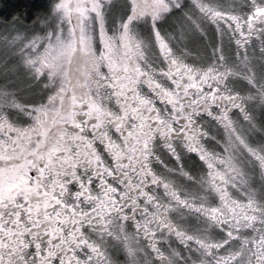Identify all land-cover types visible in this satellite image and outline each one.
Instances as JSON below:
<instances>
[{
  "label": "snow or ice",
  "instance_id": "snow-or-ice-1",
  "mask_svg": "<svg viewBox=\"0 0 264 264\" xmlns=\"http://www.w3.org/2000/svg\"><path fill=\"white\" fill-rule=\"evenodd\" d=\"M111 3L56 0L53 13L58 29L23 43L24 63L36 76L46 73L49 82H59V87L46 104L31 109L34 123L29 127L14 126L0 107V264H116L104 246V236L121 242L131 257L126 264H140L141 237L156 264H178V260L264 264V199H257L237 160V152L246 151L264 175V145H251L231 118V111L239 109L252 123L246 101L258 99L264 104V80L257 84L248 56L252 38H264V0H251L252 10L243 16L218 10L210 0H191L199 17L216 24L218 30H230L242 50L237 64L229 65L219 55L206 67L185 62L171 46L170 34H162L157 26L165 13L181 8L184 0H130L126 19L108 35L105 12ZM190 11L185 16L200 29ZM148 18L162 66L149 62L147 45L133 32L137 21ZM97 26L103 46L98 56ZM16 40L23 42L24 37L17 34ZM81 63L91 65V74L79 75ZM105 63L107 73L101 72ZM73 67L78 73L75 78ZM235 76H242L257 91L247 96L234 91L229 81ZM157 101L163 107H157ZM2 105L24 107L0 90ZM203 113L224 128L227 139L220 152L209 151L203 143L208 135L199 122ZM157 137L177 161V140L199 155L207 172L197 183L218 196L214 206L202 193L186 194L153 169L152 160L159 159L154 152ZM97 142L103 153L97 150ZM33 171L35 175H30ZM179 171L188 176L182 166ZM94 181H99L95 196ZM72 185L78 190L72 191ZM235 187L242 190L240 197L233 194ZM179 208L223 228L224 238L185 230L171 217ZM128 220L135 225L132 233L125 228ZM86 228L100 239H93ZM243 230H250L249 234ZM165 233L185 248L195 247L199 256L185 260L176 249H165L160 244ZM230 241L235 246L225 250Z\"/></svg>",
  "mask_w": 264,
  "mask_h": 264
},
{
  "label": "flooded vegetation",
  "instance_id": "flooded-vegetation-1",
  "mask_svg": "<svg viewBox=\"0 0 264 264\" xmlns=\"http://www.w3.org/2000/svg\"><path fill=\"white\" fill-rule=\"evenodd\" d=\"M224 11L232 12L238 15L249 14L252 10L251 0L246 2L242 1L232 6L230 9L228 7L222 6ZM130 12V9L128 13ZM49 20V17L41 20L45 23ZM209 27H207L202 35L198 39L189 40L187 42L171 44V46L176 51L185 62L190 63L197 67L210 66L213 62L217 60L219 55H223L225 62L229 65L237 64L241 49H238L235 38L232 36L231 31L226 28L217 29L216 24L207 20ZM109 23V22H108ZM105 27L108 31V35L113 33L110 28V24H106ZM137 31L140 32L141 28L137 27ZM136 31V32H137ZM143 32V31H142ZM153 32V31H152ZM45 33L41 34L44 35ZM262 37L254 36L251 42L248 44V56L250 59L251 67L256 75V82L259 84L264 80V52L261 51V41ZM148 47L149 62L153 64L154 67L162 66V57L158 53V49L154 46L153 42L147 41L145 43ZM102 44L99 39V28L97 26L95 32L94 48L96 50V55L100 54L102 49ZM88 71L89 74L93 71L91 65L85 66L83 63L80 64L79 75L83 76L84 72ZM107 64L101 66V72L107 73ZM39 80L37 83L30 82L29 94L22 96L20 92L17 96H20V103L24 106L23 108H18L19 110H14L12 107H5L6 114L9 116L11 122L14 123L16 127H29L33 125L34 121L29 114L31 109L43 103H47L48 97L50 95H55L58 91L59 82L57 85L49 82L47 74H42L37 76ZM67 86V85H66ZM229 87L234 91L239 92L242 96H247L249 93H255L257 88L245 80L242 76L231 77L229 81ZM146 92L147 89L145 88ZM157 107H163L159 101L156 102ZM57 107H59V101H56ZM170 107V106H169ZM246 109L252 117V123L245 120L243 114L239 109H233L231 111V118L241 127V130L246 134L248 142L253 146L264 145V104H261L258 99L246 101ZM35 115V113H33ZM199 122L201 126L207 131L208 135L203 138V143L209 151L220 152L224 149L226 144V133L224 128L218 121L214 119L213 116H209L207 113H203L199 117ZM253 124L255 125L253 127ZM14 135V133H10ZM116 138L115 136L113 137ZM97 150L103 153L102 145L97 142ZM175 147L177 154L180 159L177 161L176 157L168 150L164 145V141L157 137L154 141V152L159 159L152 160V167L158 173L167 176L175 182V184L186 194L199 195L203 194L207 197V201L210 205H215L218 202V196L202 188L197 181L204 175H206L207 167L206 164L200 159L199 155L195 152L188 150L182 141L177 140L175 142ZM237 160L247 174V179L249 181V186L251 189L255 190L257 199H264V175H262L261 170L257 162L244 150H239L237 152ZM183 167L184 172L188 173V176L182 174L179 171L180 167ZM30 175H35V172H31ZM193 177V178H189ZM109 183H112L111 178H109ZM99 181H94L92 185V195H99L97 185ZM115 186V185H114ZM72 191H77L78 188L75 185L71 186ZM235 196L240 197L242 195V190L238 187L232 189ZM171 217L175 223L180 225L185 230L190 233H202L206 232L215 240L223 239L225 236L224 229L216 227L214 225H209L207 219L191 210L179 208L174 209L171 213ZM126 231L132 233L135 231V225L131 220L125 222ZM89 235L93 239H100L98 233L87 229ZM245 235L249 234L250 230H243ZM164 239L160 241V244L165 248H174L180 252L192 251L195 247L185 248L175 237L163 234ZM104 246L110 255V257L117 262L121 255V248L123 245L121 242L115 240L113 237L104 236L103 237ZM238 244V242H236ZM139 246L145 250V254L151 256L155 260L157 258L152 253L151 249L147 246V242L143 237L139 240ZM233 242H229L225 246V250L228 247H234ZM124 248V247H123ZM220 253L225 254L224 251ZM58 264V262H57Z\"/></svg>",
  "mask_w": 264,
  "mask_h": 264
},
{
  "label": "rangeland",
  "instance_id": "rangeland-1",
  "mask_svg": "<svg viewBox=\"0 0 264 264\" xmlns=\"http://www.w3.org/2000/svg\"><path fill=\"white\" fill-rule=\"evenodd\" d=\"M242 1L246 2L247 0H210L211 4L221 11L225 10L222 6L230 9ZM55 2L56 0L50 6L51 14L48 22L42 23L38 27H34V24L29 26L20 21H5L0 18V90H4L11 97H15L18 103L22 100L20 96H17V93L20 92L22 96H26L29 94L30 84L39 81L33 71L24 63L23 43L27 39H31L34 35L46 34L47 32L58 29L59 20L53 13ZM129 4L130 0H113V3L106 6L105 21L106 24L111 25L110 28L113 32L118 29L121 21L126 19L130 9ZM186 11H190L191 15L197 17L200 29L195 28L191 21L187 19L185 16ZM157 26L160 28L162 34L166 36L170 34V43L174 44L175 42L182 43L198 39L210 25L207 19L199 17V14L192 9L191 0H184L181 8H173L171 11L165 13ZM137 27L141 28L140 32L137 31ZM181 29H183V34L181 33ZM152 31L153 27L150 18L139 20L133 26L134 34L145 43L147 41H154ZM17 34H21L24 37L23 42L21 40L13 42V37ZM0 107H12L14 110H19L10 105H2ZM144 252L145 250L137 253L140 264H156V260ZM180 254L185 260L195 259L199 256L196 249H193L191 252H183L180 250ZM220 254L222 255V253ZM120 255L121 257L117 259L116 264H126L131 259L123 247L121 248ZM178 264H183V262L178 260Z\"/></svg>",
  "mask_w": 264,
  "mask_h": 264
},
{
  "label": "trees",
  "instance_id": "trees-1",
  "mask_svg": "<svg viewBox=\"0 0 264 264\" xmlns=\"http://www.w3.org/2000/svg\"><path fill=\"white\" fill-rule=\"evenodd\" d=\"M54 1L0 0V18L5 21H20L29 26L34 24V27H38L42 24L41 20L47 17L50 19V6Z\"/></svg>",
  "mask_w": 264,
  "mask_h": 264
},
{
  "label": "clouds",
  "instance_id": "clouds-1",
  "mask_svg": "<svg viewBox=\"0 0 264 264\" xmlns=\"http://www.w3.org/2000/svg\"><path fill=\"white\" fill-rule=\"evenodd\" d=\"M72 72H73V78H75L78 75L75 67H73Z\"/></svg>",
  "mask_w": 264,
  "mask_h": 264
}]
</instances>
